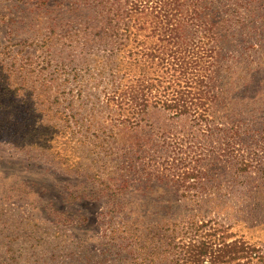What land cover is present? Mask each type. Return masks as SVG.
Returning a JSON list of instances; mask_svg holds the SVG:
<instances>
[{
  "label": "rangeland",
  "instance_id": "374dc122",
  "mask_svg": "<svg viewBox=\"0 0 264 264\" xmlns=\"http://www.w3.org/2000/svg\"><path fill=\"white\" fill-rule=\"evenodd\" d=\"M188 2L202 116L113 96L143 63L101 40L105 1L0 0V264H182L221 236L264 264V0Z\"/></svg>",
  "mask_w": 264,
  "mask_h": 264
},
{
  "label": "trees",
  "instance_id": "16d2710c",
  "mask_svg": "<svg viewBox=\"0 0 264 264\" xmlns=\"http://www.w3.org/2000/svg\"><path fill=\"white\" fill-rule=\"evenodd\" d=\"M101 1H105L99 11L101 40L106 46L112 44V53L123 51L143 63L138 73L123 72L113 96L132 116L149 104L176 114L204 115L213 50L207 46L206 34L196 32L197 38L187 31L195 26L192 1L188 5L187 0ZM123 79L131 83L122 86ZM186 248L182 264H259L261 258L256 247L237 240L225 242L222 236L215 243L189 242Z\"/></svg>",
  "mask_w": 264,
  "mask_h": 264
}]
</instances>
